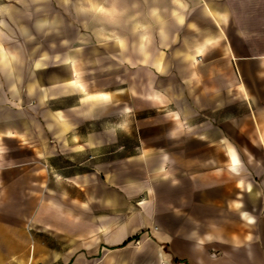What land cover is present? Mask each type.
Returning a JSON list of instances; mask_svg holds the SVG:
<instances>
[{
  "label": "crops",
  "instance_id": "1",
  "mask_svg": "<svg viewBox=\"0 0 264 264\" xmlns=\"http://www.w3.org/2000/svg\"><path fill=\"white\" fill-rule=\"evenodd\" d=\"M0 264H264V0H0Z\"/></svg>",
  "mask_w": 264,
  "mask_h": 264
},
{
  "label": "built area",
  "instance_id": "2",
  "mask_svg": "<svg viewBox=\"0 0 264 264\" xmlns=\"http://www.w3.org/2000/svg\"><path fill=\"white\" fill-rule=\"evenodd\" d=\"M136 243L139 244V241H137Z\"/></svg>",
  "mask_w": 264,
  "mask_h": 264
}]
</instances>
